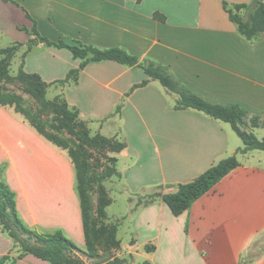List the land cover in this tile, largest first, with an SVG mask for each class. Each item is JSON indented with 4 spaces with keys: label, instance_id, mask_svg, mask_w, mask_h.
<instances>
[{
    "label": "crops",
    "instance_id": "0c3cea01",
    "mask_svg": "<svg viewBox=\"0 0 264 264\" xmlns=\"http://www.w3.org/2000/svg\"><path fill=\"white\" fill-rule=\"evenodd\" d=\"M224 3L233 9L252 0H0V39L25 42L30 35L18 30L23 26L52 43L121 49L139 63L168 68L208 101L238 104L249 116H261L264 37L242 38ZM37 49L25 70L46 83L79 69L81 61L67 50L42 44ZM145 80L138 67L102 61L88 63L76 82L59 88L92 130L125 144L117 153L116 192L106 210L120 220L115 257L123 264H264V151L238 152L244 145L230 124L175 109L176 94L157 81L140 86ZM245 122L242 130L264 137L263 128ZM232 156L235 169L184 213H171L163 195ZM0 181L14 193L17 215L28 229L61 232L84 249L72 162L13 109L1 107ZM12 250L0 228L5 264H49L30 255L13 259Z\"/></svg>",
    "mask_w": 264,
    "mask_h": 264
},
{
    "label": "trees",
    "instance_id": "16d2710c",
    "mask_svg": "<svg viewBox=\"0 0 264 264\" xmlns=\"http://www.w3.org/2000/svg\"><path fill=\"white\" fill-rule=\"evenodd\" d=\"M10 2L11 0H2ZM224 10L232 23L236 25L238 34L249 42L257 41L264 37V0H252L250 5H236L233 9L227 8L223 4ZM239 10L250 11L247 19L243 20L237 12ZM36 38L48 46H54L59 49H66L74 59L81 61L79 69L68 72L66 78L61 83H67L70 80L77 81L78 74L88 63L112 61L123 66L138 67L142 69L147 76L140 86L145 85L148 81H157L162 87L178 96L175 109H193L204 113L206 116L230 124L233 131L241 139L244 148L238 152L245 153L251 150L264 151V137L259 140L252 132H247L240 128V124L246 125L245 120L249 119V126L253 129H264V114L261 116H249L245 108L238 104H217L208 101L181 84L169 72L168 68L154 63H139L138 58L127 54L125 51L117 48L108 50H99L92 46L83 45L77 42L69 44L63 41L56 43L49 42L42 38L34 30ZM15 50L14 47L0 49V77L6 70V60L10 58ZM37 83V89L34 94L43 97L45 92V83H42L38 77H31ZM0 107H11L14 111L29 123V125L41 135L47 142L55 147L66 151L68 157L74 165L75 190L78 196L80 214L84 233V247L87 254L94 252V237L96 235L94 210L92 206L93 189L101 180L100 177L89 176L86 164L81 162L80 151L74 147L72 142L58 134L49 122H43L29 108L26 107L22 99L14 94L0 89ZM78 117L77 110L72 113L75 121ZM97 139H95L96 141ZM118 150L120 152L125 144L119 142ZM235 156L221 160L214 166L210 167L202 175L189 183L180 184L174 193L162 196L164 204L169 208L174 216L184 213L197 199L210 191L223 177L230 173L238 166ZM100 194V191H99ZM104 196V195H103ZM150 199V198H149ZM152 199V198H151ZM110 201L104 197L98 199L97 215L104 217V209ZM12 225L18 232L26 235L28 240L34 241V247L24 248L18 259L27 255H32L37 259L48 262L49 264H80L78 259H72L67 256L69 251L83 252L78 249L70 240L61 232L55 233H37L28 229L19 219L16 212L15 196L8 186L0 181V226L3 232L9 233V225ZM10 234V233H9ZM12 236V235H10ZM11 238H14L13 236ZM114 240V239H113ZM84 253V252H83ZM9 261L7 256L0 259V264Z\"/></svg>",
    "mask_w": 264,
    "mask_h": 264
},
{
    "label": "rangeland",
    "instance_id": "374dc122",
    "mask_svg": "<svg viewBox=\"0 0 264 264\" xmlns=\"http://www.w3.org/2000/svg\"><path fill=\"white\" fill-rule=\"evenodd\" d=\"M249 12L250 11L239 10L237 14L245 20L247 19ZM18 30L20 32H26L30 35V38L26 39L23 43L11 42L10 44L7 40L0 39V49H6L9 47L15 48L12 56L6 60L7 68L6 70L4 69V74L0 77V89L18 95L25 103L26 107L37 115L41 121L53 124L56 132L62 137L69 139L74 147L80 151L81 162L86 164L89 176L101 178L92 193L93 216L96 221L95 227H97L95 229L96 235L94 237V252L92 254H87L86 248L84 247V249L81 250L84 253L69 251L66 254L72 259H78L80 264H123L122 260L115 257L120 244L117 239V228L120 220L108 216L106 212L108 206L112 203L110 193L116 192L118 178L116 168V157L118 152H116V150L120 147L119 142L122 143L123 141H119L116 137L107 138L99 131L92 130L88 123L79 117V114L77 119L75 121L73 120L72 113L76 109L69 105L66 98L63 96L61 89H59L62 85L60 81L63 80L46 83L38 74L26 72L25 65L28 62L29 57L35 55V50L38 48L39 44H42L45 47L54 46H48L44 42H40L34 34V29H31L30 31L22 26L19 27ZM64 43L69 44L68 42ZM39 50L37 49V51ZM31 77H38L42 83H45L46 87L43 97L39 96V94L38 96L34 94L35 89H37V83H35ZM21 117L26 123H28L23 116ZM95 139L97 140L95 141ZM64 152L67 154L66 151ZM74 173L76 175L75 169ZM99 191L101 197L105 196V198L110 201L109 205L104 209V217L97 215L98 199L100 198ZM113 195L115 196L116 194L114 193ZM7 224L10 228V234L8 232L4 233H6L12 240L13 259H18L24 248L34 247L35 243L32 240H28L26 235L18 232L12 223ZM10 235L14 238H11L12 236Z\"/></svg>",
    "mask_w": 264,
    "mask_h": 264
}]
</instances>
